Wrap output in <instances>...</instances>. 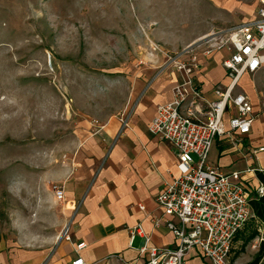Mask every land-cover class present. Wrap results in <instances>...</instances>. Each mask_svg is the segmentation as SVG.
<instances>
[{
  "label": "rangeland",
  "instance_id": "374dc122",
  "mask_svg": "<svg viewBox=\"0 0 264 264\" xmlns=\"http://www.w3.org/2000/svg\"><path fill=\"white\" fill-rule=\"evenodd\" d=\"M256 0H0V253L49 235L38 179L73 148L80 120L126 101L151 54L254 18ZM204 42V40H203ZM203 45V44H202ZM217 164L214 147L208 157ZM50 182L48 185L51 191ZM42 226V227H41ZM43 228V229H42ZM233 242L230 264L258 252Z\"/></svg>",
  "mask_w": 264,
  "mask_h": 264
},
{
  "label": "crops",
  "instance_id": "0c3cea01",
  "mask_svg": "<svg viewBox=\"0 0 264 264\" xmlns=\"http://www.w3.org/2000/svg\"><path fill=\"white\" fill-rule=\"evenodd\" d=\"M191 43L176 53L180 59H187L185 51ZM227 56L225 50H220L200 57L203 65L195 72V80L208 100L215 98L216 85L229 83L227 71L222 67ZM147 61L146 66L132 73L126 101L117 112L104 119L80 120L74 130L71 151L38 179L39 188L33 193L37 211L45 214V218L37 221L45 223L41 225L49 235L44 239L34 237L35 241L1 252L0 264H70L78 256L86 263L104 264L110 254L134 260L139 257L142 238L136 235L130 242V230L138 224L149 237V247L174 246L175 238L164 225L167 216L157 206L156 196L163 182L177 174V157L168 142L148 132V125L157 106L171 101L172 87L184 75L167 62L164 54H155ZM235 91L249 97L256 118L250 133L242 140L241 149L232 147L223 138L217 139L212 146L217 164L208 163L225 173L248 167L264 175V151L255 155L250 152L264 148V66L254 75L244 74ZM232 114L231 111L225 115L226 127ZM254 176L252 183L256 185L258 178ZM50 182L64 186L62 202H56L45 185ZM156 220L160 225H155ZM254 222L256 239L259 230L264 234V221L254 218ZM255 239L249 246L260 254L259 263L264 264V244L253 248ZM79 243H84V247L76 250ZM185 264L207 262L192 252Z\"/></svg>",
  "mask_w": 264,
  "mask_h": 264
},
{
  "label": "built area",
  "instance_id": "2783aa9c",
  "mask_svg": "<svg viewBox=\"0 0 264 264\" xmlns=\"http://www.w3.org/2000/svg\"><path fill=\"white\" fill-rule=\"evenodd\" d=\"M256 2L254 18L202 36L203 45L185 51L186 60L164 53L167 62L184 78L172 87L171 101L157 106L148 132L168 142L177 157V174L163 182L156 196L157 206L167 216L164 225L175 238L174 246L149 247V237L138 224L130 230V242L136 235L142 238L139 257L128 261L119 254H110L104 264H185L192 252L207 264H230L236 235L255 218L250 201L262 195L264 188L259 180L256 185L252 183L256 169L225 173L212 167L208 157L215 141L221 138L241 149L256 118L249 97L235 91L244 74L254 75L264 66V0ZM220 50L228 53L222 67L229 83L216 85L215 98L208 100L195 80V72L202 68L201 56ZM231 111L226 127L224 118ZM262 151L263 147L250 150L254 155ZM51 191L56 202L63 201L62 184H52ZM155 225L160 221L156 220ZM259 232L253 248L264 244V234ZM83 247L84 243H79L76 250ZM70 264L97 262L86 263L78 256Z\"/></svg>",
  "mask_w": 264,
  "mask_h": 264
},
{
  "label": "trees",
  "instance_id": "16d2710c",
  "mask_svg": "<svg viewBox=\"0 0 264 264\" xmlns=\"http://www.w3.org/2000/svg\"><path fill=\"white\" fill-rule=\"evenodd\" d=\"M256 177L258 178V180L263 184V188H264V175L262 172L256 170L255 171ZM250 207L252 209V212L255 216V218L264 221V193L260 196H256L255 198H253L250 201ZM245 228H247L249 230V234L245 237L244 243L249 242L257 233V230L255 228V222L254 219H251L245 226ZM244 228V229H245ZM243 229V230H244ZM242 230V231H243ZM239 232L236 237L238 238L239 236H241L244 232ZM260 254L258 256H256V258H254L251 262H248L246 264H258L259 260H260Z\"/></svg>",
  "mask_w": 264,
  "mask_h": 264
},
{
  "label": "water",
  "instance_id": "95a60500",
  "mask_svg": "<svg viewBox=\"0 0 264 264\" xmlns=\"http://www.w3.org/2000/svg\"><path fill=\"white\" fill-rule=\"evenodd\" d=\"M202 43H203V40H202L201 38H199L198 40L192 42V43L187 47V50H190V49H192V48H195V47L201 45ZM187 50H186V51H187Z\"/></svg>",
  "mask_w": 264,
  "mask_h": 264
}]
</instances>
